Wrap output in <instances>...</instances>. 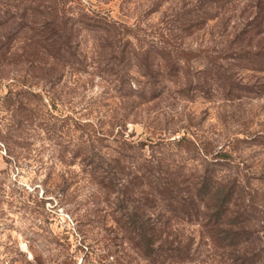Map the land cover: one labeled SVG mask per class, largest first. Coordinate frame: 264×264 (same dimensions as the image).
<instances>
[{"label":"rangeland","instance_id":"1","mask_svg":"<svg viewBox=\"0 0 264 264\" xmlns=\"http://www.w3.org/2000/svg\"><path fill=\"white\" fill-rule=\"evenodd\" d=\"M249 1L0 0V264H149L131 220L136 206L144 226L165 212L144 204L150 158L234 178L240 207L249 188L264 209V74L241 52L264 47V33L247 35ZM159 31L194 53L178 59L180 86L192 78L182 98L141 75L135 54L161 47ZM183 134L227 154L166 144ZM250 218L252 264H264V213ZM179 224L185 243L192 227ZM191 233V262L214 264Z\"/></svg>","mask_w":264,"mask_h":264},{"label":"trees","instance_id":"2","mask_svg":"<svg viewBox=\"0 0 264 264\" xmlns=\"http://www.w3.org/2000/svg\"><path fill=\"white\" fill-rule=\"evenodd\" d=\"M248 4L254 9V14L248 21L252 29L247 35L264 33V0H252ZM188 21L187 19L186 22ZM186 25L184 27H189L190 23L188 22ZM159 33L160 39L163 40V43L160 44L161 47L138 49L135 54L140 58L141 75L146 79L149 78L152 83L158 79L163 82H173L174 85H177L176 92L182 98L188 95L192 78H189L186 73L189 84L184 88L180 86L182 85V75L178 70V59L182 57L186 59L181 60L182 63L188 64L187 60L194 53L181 48L168 34L160 31ZM248 47L249 45L244 46L241 50L244 52V60L248 61V64L244 65H249L251 70L264 74V47H257V50L253 52H246ZM125 55L126 52L123 49L119 59L123 60ZM154 57L160 58L155 64L152 59ZM153 67L155 71H153ZM209 75L208 72L205 77ZM119 77L121 82L125 81L122 75ZM196 85L199 90L205 89L201 81H197ZM150 91L151 95H154L155 89ZM207 91L205 89V92ZM128 95L131 96V94H120L124 98H129ZM152 97L149 94L147 99ZM119 132V136H122V131ZM122 142L126 144V140L123 139ZM210 143L193 140L183 134L179 139L173 142L168 141L166 144H173L179 150L183 149L188 153L202 151L207 155L213 152L215 157H224V154H227L223 150L217 152L208 150L207 146ZM122 147H126V145ZM147 162L150 173L147 176L148 192L147 196H144V204L151 210L158 206V201L163 202L160 206L165 212H162L163 216L157 222L144 226L141 220L143 210L140 206H136L133 213L134 219L131 221L137 228V236L133 244L140 253L146 256L149 264H164V262L167 264H200L191 262L193 259L195 261V257H197L192 244L194 236L191 232L194 230L198 231V244H206L207 250L212 251L218 258L214 264H220L222 261L227 264H252L256 261V256L260 252L252 246L255 243L253 236L255 233L250 224V216L256 211L264 213V209L255 204V198H253L255 193L253 195L249 188L245 189L249 201L247 208L244 209L236 200L239 198L238 193L241 195L244 192V187L237 189V182L234 178H219L214 174L207 176L198 174L197 170L187 174L182 172V165L179 161L176 164L169 162L166 164L167 167H163L162 161H156L155 158L147 159ZM143 178L144 176H136L134 184H141ZM180 221L184 224L189 223L190 225L187 226L192 227L189 231L191 235L185 243L177 240V236L174 234ZM194 224H198V227L194 228ZM201 264L206 263L202 262Z\"/></svg>","mask_w":264,"mask_h":264}]
</instances>
